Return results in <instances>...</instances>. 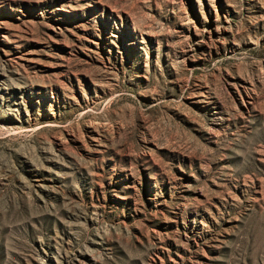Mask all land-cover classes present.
Listing matches in <instances>:
<instances>
[{
	"label": "rangeland",
	"instance_id": "rangeland-1",
	"mask_svg": "<svg viewBox=\"0 0 264 264\" xmlns=\"http://www.w3.org/2000/svg\"><path fill=\"white\" fill-rule=\"evenodd\" d=\"M0 264H264V0H0Z\"/></svg>",
	"mask_w": 264,
	"mask_h": 264
}]
</instances>
